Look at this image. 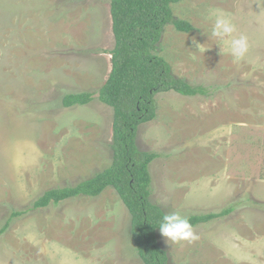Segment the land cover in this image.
Wrapping results in <instances>:
<instances>
[{
    "label": "rangeland",
    "instance_id": "obj_1",
    "mask_svg": "<svg viewBox=\"0 0 264 264\" xmlns=\"http://www.w3.org/2000/svg\"><path fill=\"white\" fill-rule=\"evenodd\" d=\"M258 0H178L190 32L166 26L158 45L177 76L207 88L156 96L140 125L151 200L167 213L226 215L193 227L194 238L158 241L170 264H264V8ZM212 10L248 38L239 62L211 36ZM208 35H207V34ZM204 43L203 51L193 38ZM111 0H0V264H145L131 214L113 187L32 209L47 190L74 186L113 159L114 109L95 98L64 107L68 93L98 91L112 70Z\"/></svg>",
    "mask_w": 264,
    "mask_h": 264
},
{
    "label": "trees",
    "instance_id": "obj_2",
    "mask_svg": "<svg viewBox=\"0 0 264 264\" xmlns=\"http://www.w3.org/2000/svg\"><path fill=\"white\" fill-rule=\"evenodd\" d=\"M178 0H111V15L115 46L111 50L112 70L106 82L96 92L68 93L62 99L64 107L89 104L95 98L114 109L113 159L111 165L74 186L47 190L32 209L46 208L79 196L97 197L113 187L131 214V233L136 249L145 264H170L168 252L158 241L157 231L167 213L151 200V163L158 152L139 148L140 125L157 117L156 96L175 91L186 96L206 94L203 85H194L177 76L172 65L160 54L158 45L165 28L190 32L194 26L175 16L172 3ZM187 216L192 227L231 212ZM29 211V210H28ZM28 211H14L0 229L3 234L15 217Z\"/></svg>",
    "mask_w": 264,
    "mask_h": 264
},
{
    "label": "clouds",
    "instance_id": "obj_3",
    "mask_svg": "<svg viewBox=\"0 0 264 264\" xmlns=\"http://www.w3.org/2000/svg\"><path fill=\"white\" fill-rule=\"evenodd\" d=\"M257 7L262 10L264 0H258ZM205 19L213 21L211 36L217 39L220 53L230 54L234 62L241 61L248 52V38L244 34H237L231 15L222 10H212ZM193 45L197 50H204V43L198 42L195 37ZM159 230L167 244L169 241L176 243L194 238L193 227L189 219L179 212L165 214L160 221Z\"/></svg>",
    "mask_w": 264,
    "mask_h": 264
}]
</instances>
